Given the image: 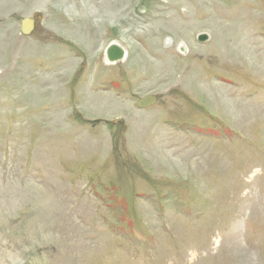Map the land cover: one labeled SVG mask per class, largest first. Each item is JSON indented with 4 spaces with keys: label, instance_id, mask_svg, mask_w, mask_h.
Listing matches in <instances>:
<instances>
[{
    "label": "rangeland",
    "instance_id": "1",
    "mask_svg": "<svg viewBox=\"0 0 264 264\" xmlns=\"http://www.w3.org/2000/svg\"><path fill=\"white\" fill-rule=\"evenodd\" d=\"M0 264H264V0H0Z\"/></svg>",
    "mask_w": 264,
    "mask_h": 264
},
{
    "label": "water",
    "instance_id": "2",
    "mask_svg": "<svg viewBox=\"0 0 264 264\" xmlns=\"http://www.w3.org/2000/svg\"><path fill=\"white\" fill-rule=\"evenodd\" d=\"M39 17L24 18L21 22V33L25 36H30L35 30ZM209 36L207 34H201L198 36L200 42L207 41ZM183 52V49L181 50ZM125 49L118 44H110L106 49V57L109 63H118L125 58ZM156 96H146L139 100L138 106L140 108H147L156 103Z\"/></svg>",
    "mask_w": 264,
    "mask_h": 264
},
{
    "label": "bare ground",
    "instance_id": "3",
    "mask_svg": "<svg viewBox=\"0 0 264 264\" xmlns=\"http://www.w3.org/2000/svg\"><path fill=\"white\" fill-rule=\"evenodd\" d=\"M36 27V26H35ZM182 50V49H181ZM184 51V50H183ZM125 58H126V55H125ZM125 58L122 60V61H124L125 60ZM121 62V61H120ZM157 101V100H156ZM44 203L42 204V208L43 209H52L53 207H54V200L53 199H51V197L49 196V195H45V198H44ZM6 260H7V257L5 258ZM8 261V260H7ZM10 261V260H9ZM8 261V262H9ZM10 263V262H9Z\"/></svg>",
    "mask_w": 264,
    "mask_h": 264
}]
</instances>
